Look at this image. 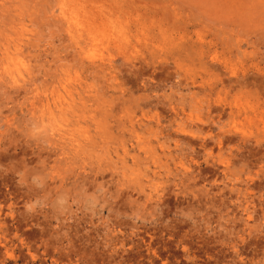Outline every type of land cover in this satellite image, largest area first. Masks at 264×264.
Segmentation results:
<instances>
[{
	"label": "rangeland",
	"instance_id": "obj_1",
	"mask_svg": "<svg viewBox=\"0 0 264 264\" xmlns=\"http://www.w3.org/2000/svg\"><path fill=\"white\" fill-rule=\"evenodd\" d=\"M0 264H264V0H0Z\"/></svg>",
	"mask_w": 264,
	"mask_h": 264
}]
</instances>
